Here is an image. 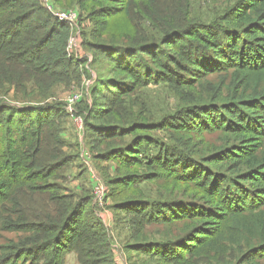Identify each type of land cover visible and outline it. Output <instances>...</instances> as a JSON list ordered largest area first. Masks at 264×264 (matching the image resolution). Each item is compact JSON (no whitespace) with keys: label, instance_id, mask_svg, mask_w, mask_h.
<instances>
[{"label":"trees","instance_id":"obj_1","mask_svg":"<svg viewBox=\"0 0 264 264\" xmlns=\"http://www.w3.org/2000/svg\"><path fill=\"white\" fill-rule=\"evenodd\" d=\"M195 1L53 0L89 22V58L41 0H0V264H114L90 189L62 186L72 116L141 264H264V0H204L209 19ZM84 81L70 114L54 90Z\"/></svg>","mask_w":264,"mask_h":264},{"label":"rangeland","instance_id":"obj_2","mask_svg":"<svg viewBox=\"0 0 264 264\" xmlns=\"http://www.w3.org/2000/svg\"><path fill=\"white\" fill-rule=\"evenodd\" d=\"M200 5V6H199ZM205 1L204 0H196L194 2V12H199L201 14V17L204 19L211 18V12L209 7H204ZM79 21V19H78ZM79 24V25H78ZM80 24H82L80 26ZM89 25V22L81 21L77 23L76 29L72 30L71 36H76L78 38L79 44L82 39V31L81 28L84 27L85 31L87 26ZM71 33V32H70ZM78 45V43H77ZM78 53V52H77ZM87 55L84 50L79 47V53L78 56H85ZM90 58V54L87 55ZM88 86L87 82H81L80 84H75L74 86L70 88H66L64 86H59L54 90L55 99L59 102L65 105V107H71L72 110L76 111V102L72 103L70 100L74 95H79L82 97L83 90ZM89 87V86H88ZM5 98V99H4ZM2 102L8 104H15L12 94H9V96L4 97ZM0 99L1 96H0ZM144 99L147 103H149V108L151 113L156 117L159 118L163 112L167 110L168 101L171 102V99L169 98V93L163 89L162 87H149L144 91ZM35 104H32L30 106H33ZM172 103H170L169 106H171ZM21 107L27 106V104H20ZM74 116H72L73 118ZM72 118L70 121L66 120V122L63 124L62 128L64 131L62 132V139L65 141L67 145H77V143H81L80 147L75 150H68L65 149V152L75 156L76 152H79V155L74 158L72 164L68 168L69 176L66 178V180L62 183V186H66L71 191L79 192V190L84 186V189H90L91 192L86 193L90 196H92V202L93 205H96L98 214L100 216V219L110 232L112 238H113V248H112V257L114 264H141L140 260L141 258L139 255H136L135 252L127 251L123 249V246L120 243V240L118 238L117 232L113 231V215L112 212L104 206V208H100L98 204L96 203L95 196H93V177L92 175L95 174V176L103 183L105 184V177L102 173L103 168H101V165L98 164L96 167V164L92 161V158L89 153L88 145L89 140L86 139V134L82 132H78L75 128V124L72 121ZM70 123V124H69ZM82 174V177H79V175ZM84 180V183H83ZM77 183V184H76ZM83 183V184H82ZM65 187V188H66ZM92 194V195H91ZM122 228H120L121 230ZM119 235L122 233L121 231L118 232ZM9 236L6 234L0 233V241H4ZM117 247H121L120 252L117 251ZM118 257V262L115 263V260ZM65 264H79L77 261V258L74 254H70L64 257Z\"/></svg>","mask_w":264,"mask_h":264},{"label":"built area","instance_id":"obj_3","mask_svg":"<svg viewBox=\"0 0 264 264\" xmlns=\"http://www.w3.org/2000/svg\"><path fill=\"white\" fill-rule=\"evenodd\" d=\"M41 3L43 7L46 9L47 12H49L53 17L58 19L60 22L67 24L70 27L71 34L68 39L67 43V53L69 55L77 54V43L78 38L76 36L72 35V30L76 29L77 22H78V9L76 7L68 10L59 9L55 6L53 0H41ZM80 99L79 95H74L72 99L70 100L72 103L77 102ZM66 111L68 113H73V110L71 107H66ZM72 121L75 124V128L78 132L83 131V121L81 117L74 116L72 118ZM93 177V196H95L96 203L100 208H104V206L107 204L106 196H107V187L105 184H103L96 176L95 174L92 175ZM121 247H117V251L120 252ZM118 262V257L115 260V263Z\"/></svg>","mask_w":264,"mask_h":264},{"label":"crops","instance_id":"obj_4","mask_svg":"<svg viewBox=\"0 0 264 264\" xmlns=\"http://www.w3.org/2000/svg\"><path fill=\"white\" fill-rule=\"evenodd\" d=\"M77 184V183H76Z\"/></svg>","mask_w":264,"mask_h":264}]
</instances>
